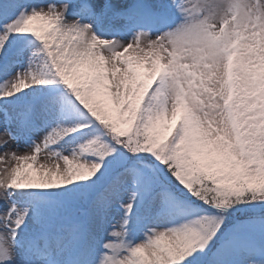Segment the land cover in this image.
<instances>
[{"label":"snow or ice","instance_id":"6c2138e0","mask_svg":"<svg viewBox=\"0 0 264 264\" xmlns=\"http://www.w3.org/2000/svg\"><path fill=\"white\" fill-rule=\"evenodd\" d=\"M0 149V264H264V0H0Z\"/></svg>","mask_w":264,"mask_h":264},{"label":"rangeland","instance_id":"374dc122","mask_svg":"<svg viewBox=\"0 0 264 264\" xmlns=\"http://www.w3.org/2000/svg\"><path fill=\"white\" fill-rule=\"evenodd\" d=\"M16 146L15 144L10 145L11 149H14ZM5 150L4 149H0V154H2ZM25 151H27V149L24 147L23 143H21L20 148H19V153L23 154ZM38 159L40 160V162L42 163H47V158H46V154H41ZM10 161H6L4 163H0V168L7 166V164ZM114 214H118L115 210H114Z\"/></svg>","mask_w":264,"mask_h":264}]
</instances>
